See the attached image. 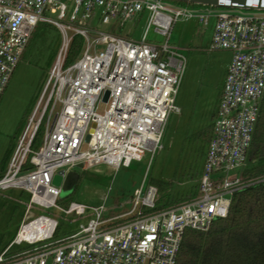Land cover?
<instances>
[{"label":"built area","instance_id":"2783aa9c","mask_svg":"<svg viewBox=\"0 0 264 264\" xmlns=\"http://www.w3.org/2000/svg\"><path fill=\"white\" fill-rule=\"evenodd\" d=\"M115 17L121 25L145 19L142 37L99 28ZM193 18L205 26L213 21L210 49L232 54L197 194L150 212L146 209L156 206L158 194L150 184L144 194L136 190L129 212L111 218L103 217L104 205H60L61 186L53 183L60 171L65 176L80 163L85 168L129 166L163 148L169 118L180 112L176 101L186 68V56L170 39L178 21ZM40 23L55 25L62 42L0 178L2 190L31 193L0 264H177L187 229L208 231L215 220L228 216L236 192L264 181V175H245L264 100V8L176 0H0V99ZM151 29L165 35L166 42L148 40ZM75 35L83 37V46L66 64ZM102 102L107 107L101 113ZM42 125L43 139L34 149ZM35 205L78 214L92 209L96 216L55 240L58 219L35 213ZM22 245L29 247L11 252Z\"/></svg>","mask_w":264,"mask_h":264},{"label":"rangeland","instance_id":"374dc122","mask_svg":"<svg viewBox=\"0 0 264 264\" xmlns=\"http://www.w3.org/2000/svg\"><path fill=\"white\" fill-rule=\"evenodd\" d=\"M145 27V19L139 22L130 20L121 25L117 17L113 18L111 24L99 26L101 30L137 39L142 37ZM212 35L213 21L205 26L193 18L180 20L173 27L170 44L178 47L186 56V68L176 101L180 112L173 113L169 118L162 139L163 148L159 149L153 158L147 154L142 161L134 160L129 166H76L75 170L79 174L77 186L66 191L61 187L60 205L67 208L72 201L91 207L104 205V218L119 216L133 208L136 190L142 188L144 194L152 184L153 178L169 183V188L164 193L158 190L157 199L168 194L170 200H177L179 203L197 194L199 174L208 148L207 133L213 128L232 58L229 51L210 49ZM60 36L57 27L49 24L39 25L0 100V161L13 140L17 141L35 110L46 86L49 71L55 62L50 65V54L55 48L53 44L58 39L62 42ZM148 40L165 43L167 38L151 29ZM106 107L107 104L102 102L99 111L104 112ZM59 108L60 105L56 111ZM253 163V160L249 159L246 169ZM140 209L139 202L136 210ZM33 210L37 214L58 219L62 231L60 235H56L55 240L72 235L77 232L81 223H87L90 218L96 216L92 209L78 214L66 213L56 207L35 205ZM119 220V217L114 219L115 222ZM7 222L6 216L0 220V232L8 230L4 228H7L4 225L8 224ZM33 246L36 245L31 247ZM26 247L29 246H15L13 250L18 251Z\"/></svg>","mask_w":264,"mask_h":264},{"label":"trees","instance_id":"16d2710c","mask_svg":"<svg viewBox=\"0 0 264 264\" xmlns=\"http://www.w3.org/2000/svg\"><path fill=\"white\" fill-rule=\"evenodd\" d=\"M178 2L186 4L184 1ZM41 24H49L56 28L50 23H40L39 25ZM39 25L32 38L38 31ZM60 43L61 39H58L53 44L55 48L50 54V65L57 57ZM82 46L83 37L75 35L66 57V64H69L80 54ZM44 130L45 127L42 125L35 137L34 149H38L40 146ZM212 130L207 133L208 144ZM15 145L16 140H13L0 161V178L5 174ZM249 156L254 163L245 170V175L249 177L264 175V100ZM202 171L203 168L199 175L202 174ZM151 182L158 186L160 193H164L169 188L167 181L153 178ZM30 199L31 193L24 189H0V220L6 216L8 224L4 223L7 226L4 228L10 230L0 232V254L15 238ZM175 203L178 201H172L168 194H164L156 200L154 208L146 209V211L156 212ZM61 231L62 225H59L56 235H60ZM11 252L14 250L12 249ZM177 264H264V181L256 182L236 192L232 198L228 216L215 220L208 231L187 229Z\"/></svg>","mask_w":264,"mask_h":264},{"label":"water","instance_id":"95a60500","mask_svg":"<svg viewBox=\"0 0 264 264\" xmlns=\"http://www.w3.org/2000/svg\"><path fill=\"white\" fill-rule=\"evenodd\" d=\"M184 1L192 4L199 5H214V6H230L241 8H264V0H176ZM109 92H106L104 100H108ZM96 127V123H93V128ZM93 130V129H92ZM80 168H84V164L78 165ZM79 179L78 171L71 169L64 176V171H60L55 175L53 183L57 186H61L64 191L69 190L76 186Z\"/></svg>","mask_w":264,"mask_h":264},{"label":"crops","instance_id":"0c3cea01","mask_svg":"<svg viewBox=\"0 0 264 264\" xmlns=\"http://www.w3.org/2000/svg\"><path fill=\"white\" fill-rule=\"evenodd\" d=\"M1 100V99H0Z\"/></svg>","mask_w":264,"mask_h":264}]
</instances>
